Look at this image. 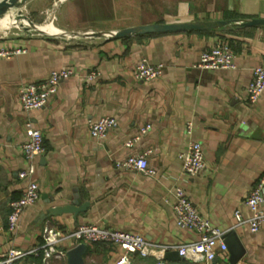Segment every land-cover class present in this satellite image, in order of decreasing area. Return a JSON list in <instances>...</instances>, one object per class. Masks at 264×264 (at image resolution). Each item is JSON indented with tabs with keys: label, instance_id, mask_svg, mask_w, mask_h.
Returning a JSON list of instances; mask_svg holds the SVG:
<instances>
[{
	"label": "crops",
	"instance_id": "0c3cea01",
	"mask_svg": "<svg viewBox=\"0 0 264 264\" xmlns=\"http://www.w3.org/2000/svg\"><path fill=\"white\" fill-rule=\"evenodd\" d=\"M31 4L36 8L37 0L26 2L29 11ZM249 17H264V0H61L54 10L58 30L80 34L148 23ZM68 38L29 35L0 42L26 49L0 57V259L9 250L38 247L50 225L67 231L95 223L137 232L156 244L194 241L197 233L178 227L174 220L173 190L180 187L212 226L234 230L244 248L236 264H264V227L251 232L246 222L237 223L234 217L235 210L242 220L251 215L243 201L264 171V91L254 105L246 99L253 68L264 65V27L228 24L111 39ZM220 41L232 46L234 68H197L200 53ZM140 58L163 64L162 75L136 80L132 70ZM64 67L75 69V74L58 83L42 108L22 110L20 86ZM89 70L97 72L91 80L85 75ZM100 116L114 117L117 126L104 138H94L88 124ZM188 120L190 134L185 132ZM26 121L40 129L45 147L34 158L31 176L39 198L23 210L10 232L8 203L20 196L28 179L18 177L26 166L20 150ZM146 124L150 128L132 146H125V140ZM191 140L200 142L207 164L196 176L184 173L179 158ZM146 149L153 174L114 167L116 160ZM74 199L89 202L85 211L49 215L51 207ZM71 243L65 241L63 247ZM86 244L87 264H115L123 253L105 242ZM31 256L37 255L29 253L11 264H32ZM128 257L130 264L156 262L153 255ZM228 258V251L218 253L210 264H230ZM165 261L200 264L181 257Z\"/></svg>",
	"mask_w": 264,
	"mask_h": 264
},
{
	"label": "built area",
	"instance_id": "2783aa9c",
	"mask_svg": "<svg viewBox=\"0 0 264 264\" xmlns=\"http://www.w3.org/2000/svg\"><path fill=\"white\" fill-rule=\"evenodd\" d=\"M24 47L0 46V57H10L23 53ZM235 53L227 41H220L213 46L203 50L195 66L202 69H230L234 68ZM163 64H150L145 58H140L133 66L132 75L136 80L148 81L162 75ZM75 74V69L64 67L51 70L45 77L37 81H30L20 86L18 91V102L22 110L30 111L42 108L48 98L55 93L58 83ZM87 80L93 79L97 72L89 70L86 72ZM264 91V65H256L252 70V78L246 86V99L248 104L254 105ZM117 126V120L112 116H100L91 120L88 124L89 134L94 138H104L106 134ZM150 128L149 124L141 127L139 132L125 140L124 145L130 147L142 134ZM26 139L21 143L20 150L26 166L18 172L19 178H28L20 196L9 201V213L7 216V229L14 231L19 222L23 210L32 206L39 198V190L36 181L31 176L35 170L34 158L45 151L42 133L39 128L31 122H25ZM185 132H192V122L185 123ZM149 149L139 153L128 154L123 159L116 160L114 167L117 169L134 170L143 174H153L154 170L148 166L147 154ZM181 167L185 174L196 176L206 169L202 146L199 141L188 142L185 151L179 154ZM174 200L171 203L174 212V220L178 227L187 228L197 233L194 241L178 245L156 244L147 240L137 232L125 231L104 227L95 223H82L67 231H61L54 226H47L43 230V243L38 247L27 251L9 250L0 259V264H11L14 260L33 253L40 254L43 264H49L52 260L65 263L66 250L63 242L71 241L72 245L79 242L93 243L105 242L120 247L123 250L120 258L115 264H130L129 254L136 253L140 257L153 255L155 264H168L165 254L176 251L178 256L200 264H210L218 253L227 252L223 239L226 231L214 227L204 218L193 205L184 190L175 187L173 190ZM243 204L250 210L251 215L242 220L238 210L234 211L237 223L246 222L251 232H256L264 227V171L258 176L250 187ZM35 264V263H32Z\"/></svg>",
	"mask_w": 264,
	"mask_h": 264
},
{
	"label": "water",
	"instance_id": "95a60500",
	"mask_svg": "<svg viewBox=\"0 0 264 264\" xmlns=\"http://www.w3.org/2000/svg\"><path fill=\"white\" fill-rule=\"evenodd\" d=\"M28 0H0V18L6 14H14L15 19L20 21V26L25 30H35L40 35L47 37H63L68 36L69 38H75L76 36L84 35L89 37H105L107 39L136 35V34H152V33H166V32H184L191 30H211L224 25H234L237 27H264V17H249V18H238L233 20L227 19H215V20H189L180 22H164V23H148L139 24L120 28L117 30L107 31H92L84 34L80 33H67L59 30L57 33H47L40 27L42 24L35 23L28 19L23 14L22 8ZM21 21H26L27 24H21ZM89 202H79V199H74L71 203L51 207L48 212L51 216H59L63 213H72L76 216L78 213L85 211ZM224 242L229 253V263L236 264L238 260L244 254V248L237 237L234 230H228L223 235ZM87 253V244L84 242L76 243L66 250V264H87L85 262V255ZM175 258L178 260L176 251L167 252L165 258Z\"/></svg>",
	"mask_w": 264,
	"mask_h": 264
},
{
	"label": "rangeland",
	"instance_id": "374dc122",
	"mask_svg": "<svg viewBox=\"0 0 264 264\" xmlns=\"http://www.w3.org/2000/svg\"><path fill=\"white\" fill-rule=\"evenodd\" d=\"M59 1L61 0H37V7L34 8V6L31 4L30 7L33 9L30 10L29 6L25 4L22 8L23 14H25L29 20L38 23V24H46L51 22L55 28L56 25L54 23V10L55 6L59 4ZM58 29V28H57ZM94 30H85L86 32H92ZM29 35H40L35 30H25L21 26H9L5 30L0 31V42L5 41L6 39H9V37H20V36H29ZM79 37V36H76ZM75 37V38H76ZM82 37V36H81ZM70 41H76V39L68 38Z\"/></svg>",
	"mask_w": 264,
	"mask_h": 264
},
{
	"label": "bare ground",
	"instance_id": "6f19581e",
	"mask_svg": "<svg viewBox=\"0 0 264 264\" xmlns=\"http://www.w3.org/2000/svg\"><path fill=\"white\" fill-rule=\"evenodd\" d=\"M18 24H19V21L15 19L14 14L12 13L6 14L2 18H0V31L5 30L9 26L17 27ZM40 28L47 33H57L59 31L57 28H55V26L51 22L41 25Z\"/></svg>",
	"mask_w": 264,
	"mask_h": 264
},
{
	"label": "trees",
	"instance_id": "16d2710c",
	"mask_svg": "<svg viewBox=\"0 0 264 264\" xmlns=\"http://www.w3.org/2000/svg\"><path fill=\"white\" fill-rule=\"evenodd\" d=\"M138 255V254H137ZM139 256V255H138ZM31 258H33V259H31V261H33L34 263H36V264H40V254H38L37 256H31ZM30 261V262H31Z\"/></svg>",
	"mask_w": 264,
	"mask_h": 264
}]
</instances>
